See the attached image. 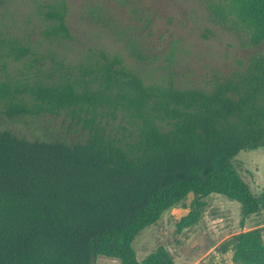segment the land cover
Segmentation results:
<instances>
[{"label":"trees","instance_id":"trees-1","mask_svg":"<svg viewBox=\"0 0 264 264\" xmlns=\"http://www.w3.org/2000/svg\"><path fill=\"white\" fill-rule=\"evenodd\" d=\"M21 2L23 29L17 2L0 0V114L63 115L86 136L29 140L0 129V264H96L100 255L176 264L164 247L139 260L133 242L190 193L220 192L246 214L264 209V190L256 194L232 167L240 151L264 147V0H210L212 14L240 24L258 48L209 88L147 82L105 47L70 60L57 49L73 39L70 0ZM127 49L146 58L136 38ZM16 61L32 77L12 76ZM197 206L181 227L197 222ZM223 245L234 246L236 260L264 264L259 228Z\"/></svg>","mask_w":264,"mask_h":264},{"label":"rangeland","instance_id":"rangeland-1","mask_svg":"<svg viewBox=\"0 0 264 264\" xmlns=\"http://www.w3.org/2000/svg\"><path fill=\"white\" fill-rule=\"evenodd\" d=\"M15 2L20 6L16 27L23 29L29 21L26 7L21 0ZM70 2L68 23L73 39L57 49L68 52L70 60H77L79 52L87 46L120 51L125 61L147 82L172 81L181 88H209L216 77L243 67L258 48L240 24L217 19L208 7L210 0ZM96 6L99 9L94 12ZM5 8L0 5V14ZM128 38H136L146 55L144 60L130 55ZM9 69L12 76L23 78L21 72H26L32 77L33 70L23 61L12 62ZM67 124L63 115H29L22 120H12L0 114V129L11 130L29 140L61 137L79 141L85 138L83 131L69 129ZM232 167L256 194L264 190V147L240 151ZM195 200H199L197 222L181 227L183 217L192 210ZM257 228L264 237V209L246 214L238 201L220 192L201 197L190 193L184 204L164 212L157 223L146 227L133 247L139 260L164 247L176 264H246L241 257L236 260L234 246L226 250L223 244L236 234ZM96 264L122 262L100 255Z\"/></svg>","mask_w":264,"mask_h":264}]
</instances>
